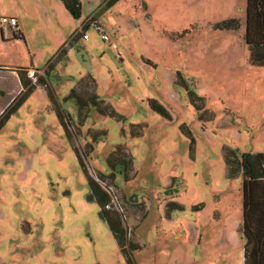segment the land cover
<instances>
[{"label":"rangeland","instance_id":"374dc122","mask_svg":"<svg viewBox=\"0 0 264 264\" xmlns=\"http://www.w3.org/2000/svg\"><path fill=\"white\" fill-rule=\"evenodd\" d=\"M79 1L81 22L101 26L86 25L88 39L61 0H0V119L23 98L0 129V264H127L74 148L128 205L135 264H242V176L226 177L222 153L264 150V65L249 62L243 41L246 0ZM2 17L17 18L22 35ZM228 19L238 28L215 27ZM82 78L80 93L94 85L120 116L90 107L78 119L63 98ZM55 103L72 119L66 133ZM116 145L131 159L126 180L105 163Z\"/></svg>","mask_w":264,"mask_h":264},{"label":"trees","instance_id":"16d2710c","mask_svg":"<svg viewBox=\"0 0 264 264\" xmlns=\"http://www.w3.org/2000/svg\"><path fill=\"white\" fill-rule=\"evenodd\" d=\"M65 8L72 14L75 19H79L81 16V4L79 0H61ZM239 22L236 19H228L215 27L218 29H237ZM14 38L22 36H13ZM72 40H74L72 38ZM243 41L248 51L249 62L253 65H264V0H246L245 7V27L243 32ZM63 49L59 51L62 54ZM57 57V56H56ZM51 62H49L44 70L46 76L50 75L52 71ZM176 82L183 81L180 73L177 72ZM19 82L21 83V77L17 74ZM84 78L79 79L76 86H74L68 94L63 98V101L73 100L77 107V117L82 119V110L93 107L100 115H109L111 117H118L114 109L105 101L100 98L94 92V85L92 93L84 97L80 91H84L83 83ZM91 83L94 80L91 79ZM25 84V83H24ZM46 84V83H45ZM22 85V83H21ZM86 87V86H85ZM32 87L26 91L29 92ZM25 92V93H27ZM50 99L54 102L53 95L49 93ZM11 98V103L8 105L6 114L0 119V129L4 125L5 121L16 111L17 107L22 102V96L19 98ZM150 106L158 112H162L161 108L157 104V101L150 100ZM57 114L62 126L63 131L66 133L69 126L66 122L72 119L69 114L65 115L63 120V114L57 108ZM67 126V129L66 127ZM92 141L96 139L91 137ZM75 157L86 173L88 178L89 194L88 200L96 201L99 205V218L105 222L112 236L114 237L119 250L126 255L127 264H135L130 257V253L133 250L140 249V246L127 239L124 226L119 216L110 210L104 208L108 202L107 196L104 191L98 186V184L89 176L82 157L78 151L74 148ZM222 157L226 168V177L228 179L235 178L239 175L242 176L241 183V224L240 233L243 241V262L242 264H264V153H250L239 152L237 149L224 147ZM105 163L110 170L112 178L114 173L120 174L124 180L128 178V173L131 171V159L122 145H116L110 154L105 159ZM103 178L105 175L99 173ZM115 185V184H114ZM116 186V185H115ZM117 187V186H116ZM176 209L181 210L182 207L177 204H171ZM170 210V209H169ZM99 264V263H95Z\"/></svg>","mask_w":264,"mask_h":264},{"label":"built area","instance_id":"2783aa9c","mask_svg":"<svg viewBox=\"0 0 264 264\" xmlns=\"http://www.w3.org/2000/svg\"><path fill=\"white\" fill-rule=\"evenodd\" d=\"M1 22L6 23L10 27L12 35L18 34V33L19 35H21V29H20L18 20L16 18L2 17ZM86 25L88 26V28L90 27L95 28L98 32L101 30V26L97 21L91 18V16L86 17L85 20H83V22L80 23L79 28L77 30V32L81 33V36L83 39L88 38V36L85 33L87 29L84 30V27ZM101 39L103 41H109V37L105 32H102ZM28 74L29 76H33L34 70L29 71ZM88 174L98 184V186L104 191V193L107 196L108 202L105 204L104 208L106 210L115 212L119 216L121 222L123 223L124 229L126 231L125 233L127 236H129L130 227L127 224L128 215H129L128 205L124 203V201L122 200L119 190L116 188V186L113 183H109L105 178H101L94 169L92 168L90 169L88 167Z\"/></svg>","mask_w":264,"mask_h":264},{"label":"crops","instance_id":"0c3cea01","mask_svg":"<svg viewBox=\"0 0 264 264\" xmlns=\"http://www.w3.org/2000/svg\"><path fill=\"white\" fill-rule=\"evenodd\" d=\"M80 4H81V2H80ZM81 8H82V6H81ZM92 17V15H89V16H87V17ZM17 19V18H16ZM18 20V19H17ZM82 21V15L80 16V18L78 19V22H81ZM19 23V22H18ZM88 30V29H87ZM21 35H22V32H21ZM82 37V36H81ZM88 39V38H87ZM35 68V67H34ZM36 69V68H35ZM38 72H40V70H38ZM177 75V74H176ZM73 88V87H72ZM71 88V89H72ZM67 101H72L73 103H74V101L73 100H67ZM66 102V101H65ZM106 103V102H105ZM56 104V103H55ZM108 104V103H107ZM57 105V104H56ZM74 105H75V103H74ZM58 106V105H57ZM75 107H76V105H75ZM60 107L58 106V109H59ZM61 109V108H60ZM251 153V152H250ZM257 153H264V150H261V151H257ZM108 169V168H107ZM107 170H105V171H103V172H106ZM240 176V175H239ZM239 176H237V178L239 177ZM240 179H242V178H240ZM175 204H177V205H179V206H181L182 207V209L181 210H184V206L182 205V204H179V203H175ZM191 206V208H190V210L191 211H193V212H195V213H199L203 208H204V206H205V203H196V204H194V205H190ZM175 210H178V209H175ZM218 214V212L215 214V215H217ZM168 218H172V216H167ZM198 216H197V214L194 216V217H191V219H189L188 221H189V227H190V229H194V232H195V234H194V240H196V242H197V244H199L200 243V241H201V239H202V233H201V231L200 230H198V227L196 226V218H197ZM240 228V227H239ZM239 228H238V230H239ZM237 230V231H238Z\"/></svg>","mask_w":264,"mask_h":264}]
</instances>
